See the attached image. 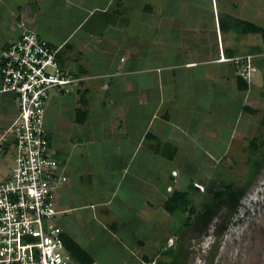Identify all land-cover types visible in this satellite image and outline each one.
<instances>
[{
  "label": "crops",
  "instance_id": "crops-1",
  "mask_svg": "<svg viewBox=\"0 0 264 264\" xmlns=\"http://www.w3.org/2000/svg\"><path fill=\"white\" fill-rule=\"evenodd\" d=\"M151 1L152 8L147 0H0V56L4 47L20 38L22 24L36 33L44 47L59 50L60 67L79 80L67 93L53 92L47 109L48 129L58 141V146L52 147L59 158L68 161V181L56 204L61 211L57 223L98 264H108L110 258L103 248L114 246V241L124 264H143L141 261L150 262L159 254L161 249L146 254L147 241L140 239L152 228L148 219L164 215L161 203L167 204L175 191L186 190L175 189L178 175L173 173L193 154L189 150L200 149L203 138H215L221 131L215 124H225L208 116L206 100L213 97L222 106L237 107V120L247 112V102L254 103L259 100L256 96L263 95L255 92L262 87L258 85L259 70L252 74L248 89L241 91L237 78L242 68L219 61L220 48L227 57L223 35L215 50L195 53L190 47L186 54L171 52L179 49L181 28L172 29L173 16L164 19L159 13V8L168 11V0ZM148 12L157 17L154 24L141 19ZM203 44L210 46L207 41ZM75 52L80 54L77 58L72 55ZM95 52L111 59L107 72L91 68L94 56L90 54ZM256 63L257 69L263 67L260 61ZM2 85L0 71V97L5 102L0 99V135L13 123L18 110L13 104L15 97L2 92ZM66 94L67 102L73 98L70 108L64 106L68 105ZM6 110L11 112L7 120L3 118ZM80 110L85 117L79 121ZM214 112L219 113V108ZM68 124L78 127L65 132ZM211 131L216 132L205 135ZM12 164L6 171L0 166V180L8 176ZM101 236L105 239L99 243ZM169 239L174 240L167 235L160 248H167Z\"/></svg>",
  "mask_w": 264,
  "mask_h": 264
},
{
  "label": "rangeland",
  "instance_id": "rangeland-1",
  "mask_svg": "<svg viewBox=\"0 0 264 264\" xmlns=\"http://www.w3.org/2000/svg\"><path fill=\"white\" fill-rule=\"evenodd\" d=\"M168 1V11L158 8L164 19L169 18L168 16L170 15L173 16L172 29L181 28L178 29L180 41L176 44L179 45V49L177 51L170 50L171 52H176V55L186 54L190 47L192 52L196 53V50L197 52L215 50V43L220 46L216 17L217 13L222 10L230 12L243 20H252L255 24L264 27V0ZM153 5L151 0H147L148 8H152ZM149 13H147L146 17L141 16V19L144 21L145 18L147 22L154 24L157 17L153 13L151 15ZM92 22L86 25L83 32L88 31ZM153 27L154 25L148 27V31L151 32L150 28ZM186 28L190 30L186 31ZM191 29H194V32ZM130 33L131 37L135 34L132 31ZM174 35L175 32L173 33ZM225 38V42L227 41L225 48H235L236 52L241 56L247 55L252 47L261 44L259 35H244L241 37L229 34ZM206 41L210 46L203 44ZM189 42L193 43L192 46L188 44ZM72 55L77 58L80 54L75 52ZM90 55L94 56V60L89 62L94 71L101 73L108 71V65L111 62L108 55L106 56L99 52ZM61 57L63 58V55ZM252 60H254V63L260 61L263 65L262 68L257 69L261 73L258 85L262 87L259 91H255L256 93H263V95L256 96L255 98H259V100L254 103L252 101L247 102L248 108L255 110V113L250 114V111L247 110L246 113H241L236 120L237 115L234 112L237 107L222 106L220 100L217 99L218 102L214 101L213 97L210 100H206L209 105L207 109L208 116L212 120L221 119L225 124H215L214 127H220L221 131L217 133L215 138H203L200 149H190L189 153L192 154L191 151H193V154H189L188 161L184 158L183 164L185 165H182L183 168H180L179 172L176 173L178 182L176 183L177 186L175 185V189L187 190L188 185H196L200 181L206 185V187L204 186L205 192L200 190L198 192L192 191L190 193L191 204L189 208L185 212L177 211L175 214L171 213L172 215L169 212L166 215V203L163 201L159 209L163 210L164 215H161L160 218L158 215L155 216V220L153 218L148 219V223L152 228L144 232L145 236H140V239L147 241L146 254H149L154 249H161L160 253L168 251L169 249L165 246L160 248V244H165L162 239L166 238L167 235H171L174 238L172 240L175 241V247L169 250V258H164V256L161 258L163 264L172 263L173 258L176 260L173 264H264V100H261L264 99V56L258 55ZM244 64L245 62L242 63L243 66ZM242 65L240 68L243 69ZM239 75L242 76L241 73ZM105 79L106 82L109 81V78ZM95 81L102 82L104 80ZM249 83L251 84V81ZM69 87H67V91ZM66 97L67 94L64 96V100L68 105L64 106L70 108L71 103H69V100L73 102V98H69L67 102ZM0 99L4 102L2 97ZM200 101L203 102V98H200ZM99 102L102 101L100 100ZM212 102L219 107L213 108ZM221 102L223 103L222 100ZM6 103L10 107L11 102L8 101ZM13 104L18 106L17 99L13 100ZM237 104L238 102H236ZM94 106L96 107V105ZM218 108L219 113L214 112ZM211 111H213V114ZM52 113L53 110L50 109L49 116ZM10 115L11 112L6 110L3 118L7 120ZM210 125V123L207 124L208 127ZM76 126L74 124L66 126L64 131L67 132L70 129L75 131ZM215 132L211 131L205 135ZM50 137L51 147L58 146V141L54 134H50ZM254 141H256V150L251 148ZM205 145L208 150L205 149ZM7 146L9 145H3L2 153L0 154V166L4 167L2 171H6L5 167L7 168L13 161V155L7 149ZM99 146L104 147L105 144L99 143ZM251 160H253L252 163L254 164H248V161ZM178 161L182 164L181 157H179ZM256 169L258 171L254 174L251 185L245 190L237 206L233 207V205H230L226 198L216 199V194L224 190L227 193L230 186L233 188L238 187L237 190L239 191L243 189L248 176H250L252 170ZM157 210L158 207L156 208ZM154 228L156 229L153 230ZM154 232L155 234H152ZM104 239L105 236H101L98 242L102 243ZM168 241H166V244L169 243ZM119 248V244L115 241L114 246L104 245L103 250L110 258L108 264L125 263L124 258L119 259ZM101 254L104 255L102 251Z\"/></svg>",
  "mask_w": 264,
  "mask_h": 264
},
{
  "label": "built area",
  "instance_id": "built-area-1",
  "mask_svg": "<svg viewBox=\"0 0 264 264\" xmlns=\"http://www.w3.org/2000/svg\"><path fill=\"white\" fill-rule=\"evenodd\" d=\"M10 45L0 56L1 91L17 99L18 110L13 123L0 135V154L7 144L13 155L8 176L0 180V264H83L67 250L57 223L61 211L56 204L68 181V161L51 147L47 125L52 93L68 92L67 87L79 80L57 64L48 71L47 59L38 58V52L46 56L50 51L32 30L24 29ZM225 61L245 62L241 75L250 82L256 70L251 57ZM196 186L204 191L203 186ZM168 242L169 247L174 245L172 239Z\"/></svg>",
  "mask_w": 264,
  "mask_h": 264
},
{
  "label": "trees",
  "instance_id": "trees-1",
  "mask_svg": "<svg viewBox=\"0 0 264 264\" xmlns=\"http://www.w3.org/2000/svg\"><path fill=\"white\" fill-rule=\"evenodd\" d=\"M217 20H218V25H219V31L221 34V40H223L222 35L224 36V41H225V39H226L225 37L229 34L238 35V36L259 35L261 37V44L252 47L251 50L245 56L244 55L243 56H237V52L233 48H226V50H225V54H226L228 59L251 57V64L253 66L257 67L258 63H256V62L254 63V60H252V59L255 58L256 56L260 55V54L261 55L264 54V27H261L255 23L234 17L233 15L226 13L223 10L220 11L219 13H217ZM10 47H11V45H7L6 47H4V50H9ZM50 51H52V50H50ZM230 63L236 64L237 66L240 67L242 65L243 61H241L239 63L231 61ZM260 68H262V67H260ZM237 83H238V88L241 91L248 89L249 84L245 81V79L242 76H239L237 78ZM246 110H249L251 113L255 112V111L251 110V108H246ZM77 114L81 115V117L79 118V121L85 117L84 111H81V110H80V112L77 111ZM263 125H264V120H263ZM256 141H254V143L252 144V147H251L254 150H256V148H257ZM252 162H253V160L248 161V164H254ZM256 171H258V169L252 170V172L250 173V176H248L246 185L243 189H241L239 191V190H237L238 187L233 188L230 186L228 188L227 193L224 190V191L216 194V196H215L216 199L226 198V200L228 201V203L230 205H233V207L237 206L239 204L241 198L243 197L245 190L251 185V183L254 179L253 178L254 174L257 173ZM191 190H197V188H195L192 184H190L188 187V191H182V190L181 191H175L173 194V197L166 204V210L172 214H174L177 211L185 212V210H187L191 204V200H190V193L192 192ZM62 236H63V240H64V243H65L67 250L77 260H79L83 264H92L93 263V260L90 257V255L77 242H75L72 238L68 237L64 233ZM174 247H175V241H174V245L172 247H169L167 245V249H169V250H172ZM169 250L164 252V253L159 252V254H157V256L153 258V260H150V262H146V263L143 261H141V262L143 264H152V263L163 264V261L161 262V258L163 256H164V258L165 257L169 258V252H170ZM172 261H173L172 263H170V262H168V263L169 264L175 263L176 262L175 258H173Z\"/></svg>",
  "mask_w": 264,
  "mask_h": 264
},
{
  "label": "clouds",
  "instance_id": "clouds-1",
  "mask_svg": "<svg viewBox=\"0 0 264 264\" xmlns=\"http://www.w3.org/2000/svg\"><path fill=\"white\" fill-rule=\"evenodd\" d=\"M216 19H217V17H216ZM218 21V20H217ZM217 27H218V29H219V25H218V22H217ZM22 30H24L23 28H22ZM22 33H23V31H22ZM21 33V34H22ZM218 33H219V35H220V41L222 42V40H221V34H220V31H218ZM14 43V42H13ZM10 45V44H9ZM49 50V49H48ZM222 50H223V47L222 48H220V51L222 52ZM50 51V50H49ZM58 51L59 50H54V51H50V54H48V55H44L43 53H41V52H38V58H40V59H47V61H48V71L50 70H52V65L53 64H57L58 66H59V68H61L60 67V65H59V63H58ZM223 53V54H222ZM221 53V58H222V56H224V59L226 60V59H228L227 57H225V55H224V50H223V52ZM221 58H220V62H227V61H223V60H221ZM255 67V66H254ZM255 71H253L252 73H251V78H250V81L252 80V74L254 73V72H256L257 71V67H255ZM63 70V69H62ZM64 71V70H63ZM249 85H250V83L247 81V80H245ZM70 86H72V85H70ZM69 87V86H68ZM63 92H65V91H63ZM65 93H67V92H65ZM202 186V185H201ZM194 187L195 188H197V190L199 191H202L199 187H197L196 185H194ZM204 187V186H203ZM205 189V188H204ZM203 189V190H204ZM172 191V190H171ZM202 192H205V191H202ZM168 245V244H167Z\"/></svg>",
  "mask_w": 264,
  "mask_h": 264
}]
</instances>
